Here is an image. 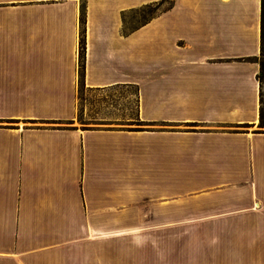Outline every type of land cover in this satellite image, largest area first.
I'll use <instances>...</instances> for the list:
<instances>
[{
  "label": "crops",
  "instance_id": "0c3cea01",
  "mask_svg": "<svg viewBox=\"0 0 264 264\" xmlns=\"http://www.w3.org/2000/svg\"><path fill=\"white\" fill-rule=\"evenodd\" d=\"M80 5L0 0V120H18L0 124V261L264 264L263 249H178L171 236L155 249L57 248L82 226L264 235L262 0H86L83 85L126 99L86 122ZM146 5L158 9L131 25Z\"/></svg>",
  "mask_w": 264,
  "mask_h": 264
},
{
  "label": "rangeland",
  "instance_id": "374dc122",
  "mask_svg": "<svg viewBox=\"0 0 264 264\" xmlns=\"http://www.w3.org/2000/svg\"><path fill=\"white\" fill-rule=\"evenodd\" d=\"M170 0H168L169 2ZM81 7V5H80ZM158 9V8H157ZM156 7L152 5H146L138 11L131 12L130 24L139 23L144 19H148L153 16ZM133 91V89H129ZM125 93V92H124ZM120 92L114 89H90L84 87L83 84L79 85L77 94L78 101V113L77 118L79 121L86 122V117L93 116H113L114 111L111 109V105L119 106L124 101V111L126 105V99L120 98ZM263 98H264V82H263ZM130 111L134 112V100L131 94L129 100ZM132 108V109H131ZM112 111V113L110 112ZM118 114L120 112L118 111ZM101 123H88L91 126H106L107 121H99L98 118L90 120V122ZM18 120L3 119L0 120V124L5 126H15ZM132 123V122H130ZM74 124H78L77 120ZM137 125V124H130ZM241 196V195H237ZM249 201H251L249 199ZM134 222H137L134 221ZM262 227H256V231L250 236L248 235H227L226 227L223 226H177L173 227L175 231L169 234V231L163 229H156L154 227L142 226V225H130V226H82L74 227L73 234L80 233L83 237L76 242H66L61 245L60 249L64 250H138V249H155L159 248V245L165 247L167 242L156 241L158 238L173 237L175 239L174 246L178 249H194V248H234V249H256L264 250V235L260 232ZM68 230V228H67ZM210 231L211 238H215L209 241L207 232ZM204 232V233H203ZM187 234H193L191 238ZM68 235V234H67ZM167 235V236H166ZM77 236V235H76ZM262 238V239H261ZM220 239V241H218ZM222 239V240H221ZM261 239V240H260ZM199 241V242H198ZM34 244L44 247L46 242H34ZM223 246V247H222ZM26 258L18 256L17 264H25ZM0 264H10L8 261L1 260Z\"/></svg>",
  "mask_w": 264,
  "mask_h": 264
},
{
  "label": "trees",
  "instance_id": "16d2710c",
  "mask_svg": "<svg viewBox=\"0 0 264 264\" xmlns=\"http://www.w3.org/2000/svg\"><path fill=\"white\" fill-rule=\"evenodd\" d=\"M81 40H80V60H79V75L80 84H83L84 75V58H85V14L86 0H81ZM260 62V71L257 74L260 82V125L264 127V98H263V82H264V0H262V15H261V53L255 57Z\"/></svg>",
  "mask_w": 264,
  "mask_h": 264
}]
</instances>
